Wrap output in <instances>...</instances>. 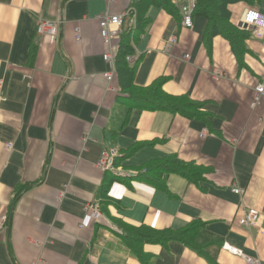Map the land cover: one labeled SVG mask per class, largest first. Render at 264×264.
<instances>
[{
    "label": "crops",
    "instance_id": "0c3cea01",
    "mask_svg": "<svg viewBox=\"0 0 264 264\" xmlns=\"http://www.w3.org/2000/svg\"><path fill=\"white\" fill-rule=\"evenodd\" d=\"M185 1L173 0L175 15L148 9L128 63L136 86L161 79L166 93L201 102L204 118L128 109L115 72L105 78L100 17L136 12L143 0H0V264H210L177 240L131 247L125 238L131 228L193 221L217 241L207 252L216 264H248L224 243L264 264V92L254 99L257 85L264 88V47L250 36L237 59L217 35L207 50L203 16L192 28L180 25ZM246 7H229L234 23ZM42 19L57 24L54 37L36 34ZM133 146L124 169L174 154L205 172L195 183L170 173L165 189L115 181L103 197L101 151ZM249 208L260 220L244 227L238 219Z\"/></svg>",
    "mask_w": 264,
    "mask_h": 264
},
{
    "label": "trees",
    "instance_id": "16d2710c",
    "mask_svg": "<svg viewBox=\"0 0 264 264\" xmlns=\"http://www.w3.org/2000/svg\"><path fill=\"white\" fill-rule=\"evenodd\" d=\"M239 2L258 9L264 5V0H197L193 16L201 15L206 19L203 32V41L207 50H210L211 40L214 36H221L228 41L237 59L246 50L245 41L250 37L249 30L234 23L231 20L230 6ZM151 6H158L169 14H176L177 6L173 0H143L136 8V25L134 28L126 26L115 54L114 70L120 91L127 96L119 99L126 104L128 109L138 108L140 110H163L172 114H179L185 118H204L203 104L189 98L187 95H170L161 87V79L156 80L146 87H138L134 84L135 64L129 65L127 57L134 53L133 38L142 33L149 24L147 11ZM181 20V17H180ZM136 147L133 146L126 152L118 151L113 164L126 170L123 162L132 156ZM133 175H117L105 171L106 179L103 184L102 196L106 197L107 188L112 182L145 181L157 187L165 189V178L170 173L181 175L188 182H197L204 174V168L192 162H185L176 155L171 154L163 159L134 168ZM128 170V171H133ZM125 238L134 243H165L169 240H177L190 249L206 257L210 264H216L212 255L207 254L210 245L215 244V239H210L202 229L200 221H193L180 229L155 230L147 226L131 228L125 233ZM130 243V242H129ZM136 249V246H135ZM138 252V250L136 249Z\"/></svg>",
    "mask_w": 264,
    "mask_h": 264
},
{
    "label": "built area",
    "instance_id": "2783aa9c",
    "mask_svg": "<svg viewBox=\"0 0 264 264\" xmlns=\"http://www.w3.org/2000/svg\"><path fill=\"white\" fill-rule=\"evenodd\" d=\"M197 0H186L180 6V25L184 28H192L193 26V11L195 10ZM239 23L245 25L246 29L249 30L250 36L259 39L264 47V13L254 7H246L239 18ZM100 28L101 37L103 41L109 46V52L103 54V60L109 65V70L104 73L105 78L111 81L114 77V59L112 51H117L118 44L122 35L124 27L129 26L134 28L136 25V12L134 8H129L121 14L113 15L108 12L104 13L100 17ZM57 30V24L49 20H40L36 26L37 35H47L54 37ZM175 43L174 38H170L168 43L165 44V51H169L170 47ZM186 57H188L186 55ZM136 58L135 54H131L127 57L128 62L134 61ZM264 92L262 84L257 85L255 88V101L258 100L259 96ZM117 152L113 149H103L101 151L100 159L97 162V166L103 171H109L117 175H133L134 171H123L121 167H116L113 164L114 158ZM125 173V174H124ZM232 191L236 194H242L243 189L239 187H233ZM90 216L96 220L101 218V213L96 204L89 205ZM260 212L257 209L249 208L246 209L238 219V223L244 227L256 226L260 220ZM6 220L5 215L0 216V227ZM223 249L242 256L248 264H258L257 259L250 256L244 255L240 250L234 248L227 243L222 246Z\"/></svg>",
    "mask_w": 264,
    "mask_h": 264
},
{
    "label": "water",
    "instance_id": "95a60500",
    "mask_svg": "<svg viewBox=\"0 0 264 264\" xmlns=\"http://www.w3.org/2000/svg\"><path fill=\"white\" fill-rule=\"evenodd\" d=\"M239 24L241 25V23H239ZM241 26L246 27L245 25H241Z\"/></svg>",
    "mask_w": 264,
    "mask_h": 264
}]
</instances>
